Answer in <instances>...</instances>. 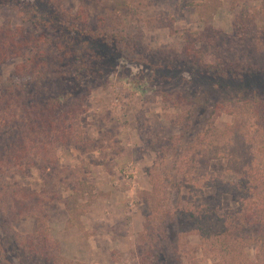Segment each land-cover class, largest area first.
Returning a JSON list of instances; mask_svg holds the SVG:
<instances>
[{
    "label": "rangeland",
    "instance_id": "obj_1",
    "mask_svg": "<svg viewBox=\"0 0 264 264\" xmlns=\"http://www.w3.org/2000/svg\"><path fill=\"white\" fill-rule=\"evenodd\" d=\"M0 47V264H262L264 192L200 171L236 125L264 177V0H0Z\"/></svg>",
    "mask_w": 264,
    "mask_h": 264
},
{
    "label": "trees",
    "instance_id": "obj_2",
    "mask_svg": "<svg viewBox=\"0 0 264 264\" xmlns=\"http://www.w3.org/2000/svg\"><path fill=\"white\" fill-rule=\"evenodd\" d=\"M61 22V21H60ZM58 20L55 21L56 26L58 28V25H62ZM38 25V24H37ZM42 26V24H40ZM63 27V26H62ZM64 29V28H63ZM57 31H54V34H56ZM63 35H67L66 32L62 33ZM8 41L17 48L18 51L22 52L23 51V47L24 46H29L31 43V40L24 35V38H21L20 36L16 35V34H9V39ZM9 50V47H0V62H4L8 55L6 51ZM90 62V55H86L84 59L81 60L82 65H85L87 63ZM23 99V98H22ZM61 99V98H60ZM59 99V100H60ZM6 100V98H0V101H4ZM56 100V101H59ZM64 102V101H62ZM61 102H58L57 105L55 104H51V103H45L44 102V106H45V110L51 111V110H55V108L60 104ZM241 130V128L236 127V125H228V126H223V127H217L214 128V139L209 143V147H208V155L209 158L211 159H219V158H226L228 159V166H227V175H235L236 172H240L239 175H235L238 179L234 180V181H223V179L221 177H219L218 174L216 173H210L209 168H208V164L209 161L207 160L206 163L203 164L202 170L200 172H203L204 175V184L208 187V186H216V188L218 189L219 193H233L234 196L240 201L241 205H240V210H244L247 209V207H250L248 204L252 203L255 204L256 207L258 205V203L256 201H253L254 199L253 196L256 195L257 193L260 194V196H262L264 192V177H262L259 171H261V167L258 164L259 159L257 158H261L257 153H252L250 152H243V153H239L236 146L233 143L232 140V135L235 133H239V131ZM60 139V138H59ZM255 151V150H254ZM257 159V160H256ZM254 160H256L255 162H253ZM248 172V173H247ZM222 177H224V175H222ZM246 186V187H245ZM196 196V198L198 200H201L200 196L202 195V190H200L197 193H194L192 191V196ZM194 196V197H195ZM258 196V195H257ZM21 198H23V196L21 195L20 198H18L17 205H21V203H23V201H21ZM195 198V199H196ZM244 198V199H243ZM220 200V199H219ZM23 206L25 204H22ZM207 205V204H206ZM206 205H204L206 207ZM259 207H261V211L262 213H264V202L263 205L259 204ZM255 208V206H254ZM28 209L27 207H22L21 210H19V214L20 216H24L27 217L29 213H25V211ZM238 210V211H240ZM224 213V211H223ZM223 217L230 222L231 224V220H230V214L227 215H223ZM242 217H245L247 219V216L243 215ZM17 218H20L19 216H17ZM264 218V215H263ZM230 220V221H229ZM262 220V224H263V219ZM228 224V223H227ZM234 224L232 222V225H229L230 227H225L226 229L220 231V234H222V232L225 234L224 236H226L228 239V241L231 239L230 237L234 236L236 233L237 234H243L244 231L248 232L250 229L248 227H243L241 225H237ZM228 226V225H227ZM234 226V227H232ZM211 229H216V227H211ZM263 235V233H262ZM257 237H260V234H256ZM262 237V236H261ZM260 249L258 248V258L262 261V264H264V258L262 255H264V252L261 250V245L259 246Z\"/></svg>",
    "mask_w": 264,
    "mask_h": 264
}]
</instances>
